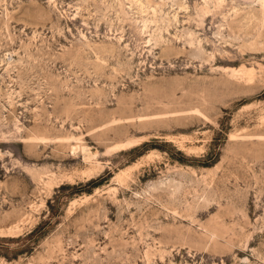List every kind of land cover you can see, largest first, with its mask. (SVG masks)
Segmentation results:
<instances>
[{"label": "rangeland", "instance_id": "374dc122", "mask_svg": "<svg viewBox=\"0 0 264 264\" xmlns=\"http://www.w3.org/2000/svg\"><path fill=\"white\" fill-rule=\"evenodd\" d=\"M0 264H264V0H0Z\"/></svg>", "mask_w": 264, "mask_h": 264}]
</instances>
